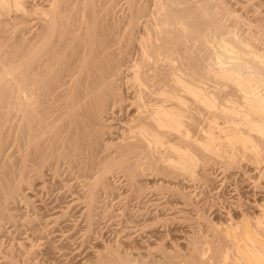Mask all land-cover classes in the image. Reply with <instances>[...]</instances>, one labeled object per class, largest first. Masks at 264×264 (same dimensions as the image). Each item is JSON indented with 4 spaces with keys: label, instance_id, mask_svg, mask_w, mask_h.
<instances>
[{
    "label": "rangeland",
    "instance_id": "rangeland-1",
    "mask_svg": "<svg viewBox=\"0 0 264 264\" xmlns=\"http://www.w3.org/2000/svg\"><path fill=\"white\" fill-rule=\"evenodd\" d=\"M39 1H41V0H22V7L18 8V11H17L16 7L11 6V5H10L11 7L7 6L6 8H4L5 10L0 9V10H2V11H0V78H2V80L0 79V96H3L4 94H2V93H5L4 96L7 97V98H5V97L1 98L0 97L1 98L0 99V107H1L0 112L2 114L8 115V113H10L8 110H10L9 106L12 102H9V101H12V99H13V94L11 91L12 85H13L12 75H11L12 74V67L15 65L20 66L21 68L19 71H23L24 69L27 68L26 63L29 59V54H30L28 52L30 50V49H28V48H30V46H29L30 41L29 40H30V38H33L34 41L38 40L40 38V36L43 34V31L46 32V31L51 30V29L46 30V27H47L46 23H44V25H42L43 24L42 22H44V21H42V19H41V16H43V15H41V13L44 11V9L46 10L47 8H50L49 6L52 7V5H53V7H55V10H57V11L65 9L64 11L59 12V13H61L59 15V16H61L59 19L60 21L56 20L57 22L55 23V28H54L55 30L54 31H56V29H58L62 23L65 24L66 22L67 23H71V22L74 23L75 28H76L75 32L78 34H81L84 31V29H86V26L88 27V29H91V30H93L94 27H95L94 28L95 30H99V29H101V27H107L108 26L109 27L108 29L110 31H107L109 35L108 36L105 35V38H107L108 40L110 39V41L113 40L112 46H113V48L115 47V49L118 48V44L120 42L122 44H119V46H120L119 48H121L122 46H127V47H125L126 48L125 50H124V47L122 49L126 53L129 52V54H131L130 56L132 58H135L136 56H138L137 55V53H138L137 52L138 41L140 39V34L144 28L143 23L147 24V23H150V21L153 22V19L155 20L154 17H156V16L158 17V19L156 18L155 23L153 22V23H151V25L148 24V26L150 25L149 27L146 25L148 29L150 27H153V28H150V30L151 29L153 30L152 32L148 31L149 36L150 37H156V36H158L159 28H158V31H155V30H157L158 26H161L160 21L163 18V17H159L162 15V14H160L161 12L162 13L166 12L171 7H172L171 9H174V8L176 9L177 7L180 9L181 6L183 7L184 3L189 4V5H194V4H197L198 6L201 5L200 7H203V8L198 9L199 11L201 9L202 10L200 11V14H201L200 18H199V20H197L198 23L195 26L196 29L194 27L191 28V26L184 25L183 23H181L180 21H177V20L172 21L173 24L171 23V25H172L171 29L182 30V33L184 32L183 35H185V36L183 37L184 38L183 39L184 40L183 45L184 44L185 45L184 46L182 45L183 46L182 47L183 48L182 53L185 54V59L187 58L186 62L189 60L187 62V66L189 67V71L187 70V77L189 76L188 78H189V80H191L190 84L195 85L199 92L202 91L201 93L212 96V98L214 97L213 99H215L214 103H216V107L214 106V108H209V107L207 108L204 105V103L200 101V99L198 97L194 96L191 93L189 95V97L187 98V101L185 104V107L188 106L187 112L185 114L187 115L186 116L187 123L190 124V137L187 138L186 140L183 137V140H181V142H180L179 138H177V137L175 138V136L177 135V134H175V136L173 135V139L170 142V144L176 145L175 147L179 148L178 152L172 151V153H171V155L174 156L176 159H178V158L183 159L184 155H185V158H187L188 156H193L196 158L195 159L196 163H194V166H193L194 171H192V172L181 170V168H178V167H176L174 169L175 166L171 167V166L166 165V164L164 165V163H162L160 160L157 161L158 158L164 156L163 155V152H164L163 149L154 150L153 148L145 147L146 146V144H145L144 145L145 150L143 149L144 148L143 146H142L143 148L140 147V149H139V147H137L135 149V151L133 150L135 154L133 152H127L126 151L129 143L134 141L133 138L131 137L133 135V133L130 132L129 130L133 126V123L137 124V121H135L136 123L132 121V119H131L132 116L130 114L132 113V111H134L133 113H135V111H136V113H138L139 110H132V109L131 110L130 109L125 110L124 108H122V106L124 104H126L125 101H123L122 105H120V103L118 104L119 106L117 104H115L113 108L107 107L106 110L102 111V118H101L100 122L96 123V125H95V129H96L95 130V134H96L95 138L97 139L96 140L97 144L94 140L95 134L92 131L91 136L94 139L92 140L91 136L88 138H91L90 142H91V145H93L94 147H92L91 145H88V144L83 146V148H82L83 154L82 155H83V160L85 161V162L83 161V164H85L86 161H88L87 162L88 163V165H87L88 169L87 170L90 171V172L88 171L87 174L86 173L83 174V172L81 170H79V168L77 169V167H74V166L73 167H67V164H65V165L58 167V169H60V170H58V169L56 170V172H58L59 174L54 173V171H55V170H53L54 167H51L49 172L47 171L48 173L45 171H41L45 175H43L40 172L41 167L36 166L35 168L36 169L39 168V172L41 174V176H39V174H38L39 172L36 173V171H37L36 169H34L33 167H30V165L27 166V164L18 160L16 158V156L12 157V155H17V153L13 154L16 152V150H13V149H16V148L9 147V153H7V151H5V152L9 156H11V158L14 160H11V158L9 156H8V159L6 158L7 156L5 157L6 159L4 160V164L7 165L5 162L9 161L10 164H9V166L8 165L7 166L9 168L11 167L9 170L7 167L6 171L8 173H5V174H7L6 177L8 179H10L9 175H10V177H14L15 175L18 176L21 174V177L25 181V183L22 181V184H24L23 185L24 189L22 191L23 194L20 193L19 194L20 197L19 196L16 197L15 198L16 200L13 199L11 201H7L8 203H5L7 206H5V205L4 206L9 209L8 212L13 211L12 212L13 216H16L17 218L14 217L13 219H10V218L9 219L13 220V221L16 219L14 222H16L17 225L20 226L21 228L26 227L27 224L29 225L30 219L32 220L30 222V224H32L33 221L35 220L34 217H36V218L41 217L43 214H45L44 212H42L38 208L37 204H39V203L47 204L48 202H50V200L56 201L55 198H57L56 203H58L59 205H62L61 203L63 201H66L69 198L68 195L70 194L71 189L74 191L78 190L79 192H81V194H85L84 192L88 191V186L85 187L86 185L84 184L85 181H83V179L84 180H90V181L98 180L99 182H101V183H99L100 188H98L96 190L95 195H94V203H95L94 206L95 207L93 206L94 215L92 216V218L90 220L91 222L79 223V225L83 224L84 226L81 227L78 225L79 229L80 228H82V229L78 230V232H77V234H79L78 237L76 236L77 235L76 234V235H74L75 237L73 238L76 242H78V244L80 246L79 253H77L76 255L75 254H73V255L68 254L69 250L72 246L70 241L64 240V239L57 240L55 237H53L51 235H48L49 237L46 235V240L48 241L47 244L49 245L48 250L37 248L38 245L33 246L30 249V256L34 259V261L36 263L41 262L42 264H116V262H117V264H222L223 260L225 258V254H227L229 256V257L227 256V258H226V260H228V261H231L230 259L234 258L233 256L235 255V248L232 247L233 241L230 238H228L223 233L222 229H220V228H224L226 226V224H232V225H234V223L236 224V221L238 222L240 220L239 219L240 217L241 218L242 217L247 218L248 220L251 221V223L254 226H257V228L255 227L256 228L255 230L257 231L256 238L259 240V242L261 244L264 243V226H262L261 224L258 223L259 219H261V218L264 219V217H262V216H264V215H262V213H264V212H262V210H264V140H261V138H257L255 136L252 139V143L254 145L253 147H251V146H250V148L249 147H247V148L241 147V150H240V147H238V144L235 146L229 147L231 152L228 151L230 153H228L226 155L227 157L226 156H220L219 157L218 155H215V154L213 155L211 153L204 151L201 147H197V145L199 143V138H201L204 135L203 134L204 130L206 131V129L212 128L215 131V133L218 135L220 128H222V127L224 128L225 126L229 127L231 125L232 126L236 125L235 123L238 122L239 116L235 113L236 109H233L234 108L233 105L238 106V102L241 99L240 95L242 97L243 88H245L244 90L249 91L250 93H256L257 91H262L260 88L264 89V84L260 85V88L257 87V85H259L260 83H264V65L260 64V66H257V68L262 72V75H260L261 76L260 79H262V81L256 80V79H258V77L250 78L246 74H243V75H245V77L248 80H246L245 78L243 79V76L240 78L239 75H237V76L235 75L237 77L236 78L234 75H230L226 71V67L230 66L231 60L224 59V57H221L223 55H221L219 52L220 47L222 45H224L225 42H226V45L229 47V45H231V44H229L228 41L230 43H233V41L238 42V39H240V40L242 39L243 41L248 40L246 42L252 44L255 47V49H258L257 51L261 52V50H262V52H264V39H262V38H264V30H260V28L264 29V25H262V24H264V10L259 8L257 11L254 8V7H256V6H254L255 3L258 4L259 0H251V1L250 0H238V1L237 0H219V1L218 0H207L206 1L207 3L205 2V0H201V1H203V3L201 1L196 3L195 0H189V1L188 0H180L181 2L179 0L178 1L177 0H171V1L168 0V2H171V3H168L167 0H161L162 3L160 0H158V1L157 0H148V1L147 0H140V1L139 0H136V1L135 0H129V1L128 0H62V1L61 0H48V1L42 0L41 2H39ZM50 1H52V2H50ZM68 1L71 3H69ZM73 1L74 2L76 1V2L74 3ZM213 1H215V3ZM143 2H144V5H143ZM178 2L181 5L178 4ZM245 2H247V3H245ZM248 2H250V3H248ZM199 3H200V5H199ZM237 3H239V4H237ZM218 4H220V5H218ZM221 4H222V6H221ZM133 5L134 6L136 5L135 6L136 10H133L134 12L131 11L132 8L134 7ZM245 5H247V6H245ZM145 6L148 8H145ZM150 6H152V7H150ZM8 8L10 9V11ZM141 8H142V11L137 10V9H141ZM150 8L152 9V12H151L152 15H151V13H149L151 11ZM70 9H72V10H70ZM122 9H123V11H122ZM205 9L207 10V12ZM129 10L131 11V13H134V14H135V11H138L139 16L136 20L130 18L129 15H132V14L130 13ZM254 10L257 11V13H255ZM157 11L160 13H158V15H155V13L157 14ZM142 13H143V15H141ZM164 14L165 13H163V15ZM125 15H126V17H124ZM145 17L149 18L148 19L149 22H147L148 20ZM15 18H18V19H15ZM11 19H12V21H11ZM86 19H88V21ZM138 19H140V21ZM143 19H145L146 21L145 20L142 21ZM25 20H26V22H25ZM31 20H32L33 24H31L32 23ZM134 20H135V22L138 20L139 24H138V21L133 24ZM255 20H257V21L259 20L261 23H259V21L258 22L255 21ZM86 21H87V23H86ZM36 22H37V24H35ZM141 22H143V23H141ZM255 24H257V25H255ZM27 26H28V28H27ZM31 26H33V27H31ZM80 26H83V27L80 28ZM133 26H134V28H133ZM200 26H202V27H200ZM42 27H43V29H42ZM31 28L33 31L31 30ZM161 28H162V26H161ZM256 28L258 30H260V32H258ZM29 29L31 30V32ZM191 29H192V31H191ZM91 30H89V31H91ZM251 30H253V31H251ZM254 30H255V32H254ZM154 33H157V35L155 34L156 35L155 36ZM248 34L249 35L251 34V35L249 36ZM256 36H258V37H256ZM243 37H245V38H243ZM82 38L83 37H79L78 40L82 39ZM249 38H250V40H249ZM251 38H253V39H251ZM227 39H228V41H227ZM28 41H29V44H28ZM116 41H120V42L117 43ZM127 41H128V43H127ZM124 44H126V45H124ZM52 46H53V43L50 42V46H48V48L52 47ZM48 48H47V50H48ZM70 49L71 48L66 49L67 52H68V50L70 51ZM147 62H148V66L149 65H156L157 66V64H154V63H157V61L155 62L153 59L149 58L147 60ZM223 62L225 63L224 64L225 66L223 65ZM158 63H159V61H158ZM166 63H168V62L164 61L163 64H162V62H160L161 66H165ZM160 64H158V65H160ZM175 64L177 65V62H175ZM21 65H23V66H21ZM227 76L230 78L227 79L228 78ZM231 77H233V78H231ZM241 79L243 80V82ZM254 79H255V82H254ZM255 83H257V85H255ZM69 84H71V83H69ZM69 84H67V86H64V85H66V84H64L63 85L64 88L62 86L59 89L57 88L56 93L54 94L55 98H56L55 106L58 104H61V102L64 101V98L68 94V92H66V91L71 88V86ZM244 85H246V86H244ZM237 86H238V88H237ZM120 87L122 89L124 88L122 83H121ZM255 88H257V89H255ZM65 92H66V94H65ZM8 94H12L10 96L11 100H10V97L8 96ZM227 94H229V96H230L229 97L230 98V100H229L230 104H228L224 100L226 98L225 96H227ZM178 100H181V99L179 98V99H175L172 101L173 102L176 101V103H177ZM190 100H192V101H190ZM6 101H8V103ZM198 102H200L202 104H200ZM224 102L227 104H225ZM5 103H7V104H5ZM53 103H54V100H53ZM178 103H179V101H178ZM188 103H190V104H188ZM1 104L5 105V106L3 107V105H1ZM117 107H119V108L121 107L122 109H119ZM3 109H5V111H3ZM224 109H225V111H227V113L225 111H222ZM230 111H232V112H230ZM230 113H231V115H230ZM141 114L142 115H140V117L142 118V116H144V114L143 113H141ZM235 116H237V117H235ZM112 117H114V119H112ZM116 119H118V120H116ZM129 119L131 120L130 122H129ZM233 120H236V121H233ZM128 122L130 123L129 125L127 124ZM131 122H133V123H131ZM119 123H120V125H119ZM208 123H209V126H208ZM121 124H124V125L127 124V125L122 126ZM117 125H119V126H117ZM128 126H129V128H128ZM123 127H125V128H123ZM236 127L239 129L241 127V129H244L242 127V125H236ZM113 128H114V130H113ZM125 135H127V136L129 135L128 136L129 140L127 139L128 137H126ZM85 138H87V137H85ZM88 138L86 139L87 141L89 140ZM120 139L124 143L119 144V142L120 143L122 142V141H120ZM125 139H127L129 141V143L127 140H126L127 142H125ZM174 139H178V140H175L178 143H176L174 141ZM255 139H257V140H255ZM93 141L95 142V144ZM92 142H93V144H92ZM181 143L183 145H181ZM257 143L259 145H257ZM122 145L123 146L125 145L124 146L125 148ZM87 146H89V147H87ZM117 146H120V147H117ZM95 147H96V150H95ZM194 147L198 148L199 150L195 149ZM84 148H86V149H84ZM148 148H149V150H148ZM116 149H118V150H116ZM12 150L14 151L13 153H11ZM157 150H158V152L160 150V152L158 154H157ZM137 151H140V153ZM120 152H123L126 155V162L131 166L130 169L123 168V166L118 165L120 163H118L117 160H115L116 157L118 156L116 153H120ZM175 152H176V155H179V152H180V155L182 157L176 156ZM232 152H234L233 156H232ZM128 153H131V154L133 153V154L130 155ZM148 153H149V155H148ZM114 154H116V155H114ZM129 155H130V157L128 158ZM142 155L144 156L143 159H141L143 157ZM140 156H141V158L138 159ZM165 156H167V154H165ZM147 157H148V159H147ZM129 159H132V160H130V162H129ZM99 160H101V161H99ZM151 160H153V161H151ZM133 161H135L134 162L135 164H133ZM142 161H143V163H142ZM150 161H151V163H150ZM145 162H147V163H145ZM152 163H153V165H152ZM157 163H158V165H157ZM18 164H21V165H18ZM146 164H148V165L150 164V165L148 166ZM23 165H25V166L22 167ZM110 165H112V166H110ZM155 165H156V167H155ZM2 166H4V165H2ZM15 166H18V167L16 168ZM65 166L67 167V170H66ZM89 166H91V167H89ZM138 166H140V167H138ZM20 167H21V169H19ZM107 168H108V170H107ZM132 169H133V171H132ZM78 170L81 172H79ZM104 170H105V172H104ZM22 171H24V172H22ZM31 171H32V173H31ZM181 171H185V172L183 173ZM16 172H18V173H16ZM91 172H92V174L93 173L94 174L92 175ZM104 173H105V175H104ZM47 174H49L51 177L49 175L47 176ZM53 174L56 176H54ZM73 175H75V176H73ZM130 175H131V177H130ZM17 176H15V177H17ZM35 176H37V177H35ZM30 177H32V178H30ZM67 177L72 178V180L74 179L73 181L71 180L72 183L74 182L73 183L74 185L72 184V186H70L71 188L68 187L67 185H64L65 184L64 181H66L65 179ZM104 177L106 178V180ZM27 178H28V180H27ZM89 178H91V179H89ZM98 178L99 179L102 178V179L99 180ZM126 178H128V180ZM15 179L16 178H14V179L12 178L9 181L14 182ZM39 180H40V182H39ZM133 180H134V183H133ZM31 181H32V183H31ZM82 181H83V183H82ZM243 182L247 183L248 185H251L250 189H253V188L258 189L259 188L258 190L260 191V195L254 197L255 198L254 201L251 199H249V200H246V198L244 199V197L242 195V191L239 190L242 187ZM102 183H103V185L101 187ZM42 184H43V186H42ZM46 184H47V186H46ZM130 184H132V185H130ZM86 189H87V191H86ZM183 189H185V190L183 191ZM25 190H27V191H25ZM37 190H38V192H37ZM180 190H182V191H180ZM234 192H236L239 195H242L240 197V199L236 202L237 204L236 203L233 204L232 202H230V201H232L231 196L234 195L233 194ZM39 193H40V195H39ZM41 194H42V196H41ZM96 194H97V196H96ZM23 195H24V197H23ZM155 195H156V197H158L160 199V200H158L159 202L157 200H156L157 202L154 200ZM180 196L182 197V199ZM183 196H185V197H183ZM22 198H24V199H22ZM184 198H186L188 201ZM178 199L181 200L183 203H186L185 204L186 207L183 210L187 211L186 212L187 215L185 214V212H184V214H182L184 217L186 216L185 218L182 215H180L179 213H176L173 218L169 217L170 216L169 214L171 211H174V209L177 210V208L175 207V204H173V202L178 201ZM33 201L37 204H35ZM170 203H172V204L170 205ZM47 205H49V204H47ZM161 205H163L164 207H162ZM157 206L160 208H158ZM172 206L174 209H172ZM15 208H17V210ZM10 210H12V211H10ZM70 213H67L65 215V217L62 218V220L65 218L68 219L70 217ZM34 214H36V215L34 216ZM32 215H33V217H32ZM19 216H20V220H18ZM22 217H23V219H22ZM27 218L29 220H27ZM110 219H112V220H110ZM2 220H4L5 222L0 221V223H2V224H0V226H1L0 228H2L1 229L2 233L0 232V236H2L0 238V244L2 242V245H4L5 247L2 249L3 246L0 245V251H2L1 258L5 261H8L6 259H9V262H10V260H12V262H10V264H22V261L20 260L21 258L16 257L17 255L15 254V252H16L15 243L16 242L22 243L21 237L23 235V230L20 229L21 231H15L14 232L15 229H12V227H10V224L13 223V221L9 222L8 219H2ZM227 221H228V223H226ZM84 223H86V224H84ZM4 224L6 225V227L4 226ZM22 225L24 227H22ZM97 225H98V227H97ZM131 226H133V227H131ZM181 227H182L183 232H184V233L182 232V234L184 235V241H179L182 235L180 236L179 233L173 232L174 228L175 229L177 228L176 230H179V228L181 229ZM8 228H10V229H8ZM88 228H89V230H88ZM4 229H5V231L8 230L9 233L5 232L6 233V235H5V233L3 232ZM132 229H134V231H132ZM81 230H83L84 233L85 232L86 233L84 234L83 231H81ZM120 230H123V231L125 230L124 232L127 233V237H129V236H131V237L127 238L128 240L123 241L121 239L122 235L120 236V232H121V234L124 232H122ZM152 230L157 231L158 233L156 234V236L150 237L148 234L151 233ZM167 230H169L170 232ZM15 233H18V234H15ZM185 233H186V235H185ZM82 234H83V237H82ZM147 236H149V237H147ZM3 239H5V240H3ZM262 245H264V244H262ZM123 246H124V248H123ZM127 249L131 250V253H130V251H129V253H127L128 252ZM233 249H234V251H233ZM43 251L44 252L46 251L45 253L53 256V258H51L53 260V262L49 261V260L45 261V260L41 259V254ZM203 251H205V254ZM8 254L9 255L12 254L13 256H10L8 258ZM107 254H109L110 256L108 255L109 256L108 257ZM2 255H4V256H2ZM56 255H57V257H56ZM99 255H101V256H99Z\"/></svg>",
    "mask_w": 264,
    "mask_h": 264
},
{
    "label": "bare ground",
    "instance_id": "bare-ground-1",
    "mask_svg": "<svg viewBox=\"0 0 264 264\" xmlns=\"http://www.w3.org/2000/svg\"><path fill=\"white\" fill-rule=\"evenodd\" d=\"M41 1H39V2H41ZM200 1L201 0H195L196 3L200 2ZM206 1L207 0H205V2ZM50 2H52V1H50ZM167 2H168V0H167ZM201 2L203 3V1H201ZM213 2L215 3V1H213ZM69 3H71V2H69ZM161 3H162V1H161ZM168 3H171V2H168ZM239 3H237V4H239ZM245 3H247V2H245ZM248 3H250V2H248ZM178 4H180V3L178 2ZM10 5L16 7V9L18 11V8L22 7V0H0V7H1L0 9L5 10L4 8H6L7 6H10ZM143 5H144V2H143ZM199 5H200V3H199ZM218 5H220V4H218ZM135 6L132 8V10H131L132 12H134L133 10H136ZM152 6H150V7H152ZM200 6H198L197 4L189 5V4L184 3L183 7L181 6L180 9L178 7L176 9L174 7H173L174 9H171L172 8L171 7L166 12H163V13H165L164 15L162 12L161 13L158 12L159 11L158 10L157 14L155 13V15H158V13H160L163 16L161 15L159 17H163V18L160 21L161 22L160 25L162 26V28H161V26H158L157 30H155V31H158V28H159L158 36H156L157 33H154V35L156 34L155 35L156 37H150L149 36L148 31L152 32L153 30L152 29L150 30V28H153V27H150L148 29L147 26H148V24L151 25V23H153V22L155 23L156 18L158 19V17L157 16L154 17L155 20L153 19V22L150 21V23H147V22H149V20H148L149 18L145 17L148 21L146 22L147 24L141 22V23H143L144 28L140 34V39L138 41V48H137L138 53L136 52L138 56H136L135 58H132L130 56L131 54H129V52L126 53L124 51L126 49L125 47H127V46H122L121 48H119L120 47L119 44H122L120 41H116L117 43L120 42L118 44V48H116V49H115V47L113 48V46H112L113 40L110 41V39L108 40L107 38H105V35L106 36L109 35L107 32V31H110L108 29L109 28L108 26L107 27H101V29H99V30H95L94 29L95 27H94L93 30H91V29H88V27L85 25L86 29L83 28L84 31L81 34H78L75 32L76 28H75L74 23H72V22L67 23L66 22L65 24L60 23L61 24L60 27L58 29H56V31H54L55 30L54 29L55 23L57 22L56 20H59L61 17V16H59L61 14L59 12L64 11L65 9L57 11V10H55V7H53V5H52V7L49 6L50 8H47L46 10L44 9L43 12L41 11L42 13L40 12L41 15H43V16H41V19H42V21H44V22H42L43 23L42 25H44V23H46L47 24L46 30H48V29H51V30L46 31V32L43 31V34L40 36V38L38 40L34 41L33 38H30V40L28 39L30 41V45H29L30 48H28V49H30L28 51L30 54H29V59L26 63L27 68L24 69L23 71H19L21 68L20 66L15 65L12 67V74L11 75H12L13 85H12L11 91L13 94V99H12V101H9V102H12L9 106L10 110H8L10 113H8V115L7 114L5 115V114H2L0 112V217L2 219H8V221L10 222V221H13L10 219H13L14 217H16V216H13L12 210H10L12 212H8L9 209L5 207V206H7L5 203H8L7 201H11V200L15 199L16 197H18L19 194L22 193V191L24 189V187H23L24 184H22V181L25 183V181L21 177V174L18 176L14 174L17 177H15V176L10 177V175H9L10 179L16 178L14 180V182L9 181L10 179H8L6 177L7 174H5V173H8L6 171V169L10 163H9V161L5 162L8 165L7 166L4 164V160L6 158L8 159L9 155L7 153H9V147L16 148V149H13V150H16V152L13 153L14 151L12 150L11 153H13V154L17 153V155H12V157L16 156V158L18 160L27 164V166L30 165V167H33L34 169H36L35 168L36 166H40L41 167L40 172L41 171H45V172L48 171L49 172L51 167H54V169H53V170H55L54 173L59 174L58 172H56L58 167L67 164V167H73V166L77 167V169L79 168V170H81L83 172V174H85V173L87 174V172L89 171V170H87L88 169V166H87L88 161H86L87 164L86 163L83 164L84 160H83V155H82L83 154L82 148L86 144L91 145V142H90L91 138H88V137L91 136L92 131L95 134V130H96L95 125H96V123L100 122V120L102 118V111L106 110L107 107L113 108L115 104L118 105L120 103V105H122L123 101L126 102V104H124L122 106V108H124L125 110H127V109L128 110L129 109L130 110L131 109L132 110H139L138 113H136V111H135V113H133L134 111H132V113L130 114L132 116L131 117L132 121L133 122L137 121V124H134L133 122H131V123H133V126L129 130L130 132L133 133V135L130 133L132 135L131 137L133 138L134 141L135 140L136 141L135 142L132 141L131 143H129V141H128L129 135L128 136L125 135L126 137H128L127 138L128 140L125 139V142L128 141V143H129V145L126 149L127 152H133L134 153V151L137 147H139V149H140V147L143 148L144 145L146 144L145 147L153 148L154 150H156V149H160V150L163 149L164 150V152H163L164 156L157 159V161L160 160L162 163H164V165L166 164V165H169L171 167L175 166L174 169L176 167H178V168H181V170H185L188 172L194 171L193 166H194V163H196L195 162L196 158L193 156H188L187 158H185V155H184L183 159H181V158L176 159L174 156L171 155V153H172V151L178 152L179 148H176L175 147L176 145H172V144H170V142L172 141L173 135L175 136V134H177L175 136V138L176 137L179 138L180 142H181V140H183V137L185 140L190 137V124L187 123V119H186L187 115L185 114L187 112L188 106L185 107V104H186L187 98L189 97V95L191 93L194 96L198 97L200 99V101L203 102L207 108L208 107L214 108V106L216 107V103H214V100H215V99H213L214 97L212 98V96H209L207 94H203V93H201L202 91L199 92L195 85L190 84L191 80H189V78H188L189 76L187 77V70L189 71V67L187 66V62L189 60L186 62L187 58L185 59V54L182 53L183 52L182 47L185 45V44L183 45V41H184L183 37L185 35H183L184 32L182 33V30L171 29V27H172L171 23H172V21L177 20V21H180L181 23H183L184 25L191 26V28L192 27L195 28V26L198 23L197 20H199L200 15H201L200 11L202 10L201 9L199 11L198 9L203 8ZM221 6H222V4H221ZM245 6H247V5H245ZM254 6H256L254 8L257 11L259 8L264 10V0H262V1L259 0V3L258 4L255 3ZM145 8H148V7L145 6ZM72 9H70V10H72ZM2 10H0V11H2ZM137 10L142 11V8L137 9ZM9 11H10V9H9ZM122 11H123V9H122ZM131 11H130V13H131ZM138 11H135V14L131 13L132 15H129L130 18L136 20L139 16ZM257 11H255V13H257ZM151 12H152V9L149 13H151ZM206 12H207V10H206ZM141 15H143V13ZM151 15H152V13H151ZM124 17H126V15ZM15 19H18V18H15ZM86 20L88 21V19H86ZM135 20H134V22L132 21L133 24L136 23L138 20L140 21V19H138L136 22H135ZM144 20L145 19H143L142 21H144ZM11 21H12V19H11ZM87 21H86V23H87ZM139 21H138V24H139ZM255 21H257V20H255ZM25 22H26V20H25ZM31 22H32V20H31ZM259 23H261V22L259 21ZM31 24H33V22ZM35 24H37V22ZM255 25H257V24H255ZM262 25H264V24H262ZM31 27H33V26H31ZM82 27L83 26H80V28H82ZM200 27H202V26H200ZM27 28H28V26H27ZM133 28H134V26H133ZM42 29H43V27H42ZM31 30H32V28H31ZM31 30H30V32H31ZM89 30H91V31H89ZM260 30H264V29L260 28ZM260 30L257 29L258 32H260ZM191 31H192V29H191ZM251 31H253V30H251ZM254 32H255V30H254ZM79 37H83V38L78 40ZM256 37H258V36H256ZM243 38H245V37H243ZM251 39H253V38H251ZM262 39H264V38H262ZM239 40L240 39H238V42L233 41V43H230L227 39L228 43L231 45H229V47H228L226 45V42H225V44L220 47L219 52L221 55H223L221 57H224V59L231 60L230 66L226 67V71L230 75H234V76L239 75L240 78L243 76V79L245 78L246 80H248V79L243 74L248 75L250 78L258 77V79H256V80L262 81V79H260V77H261L260 75H262V72L257 68V66H260V64L264 65V52H262V50H261V52L257 51L258 49H255V47L252 44L246 42L248 40H246V41H243L242 39L240 41ZM249 40H250V38H249ZM29 41H28V44H29ZM50 42L53 43V46L48 48V46H50ZM127 43H128V41H127ZM124 45H126V44H124ZM123 47H124V50L122 49ZM47 48H48V50H47ZM68 48H71V49H70V51L68 50V52H67L66 49H68ZM149 58L153 59L155 62L157 61V63H154V64H157V66L156 65H149L148 66L149 61L147 62V60ZM158 61H159V63H158ZM164 61L168 62V63H166L165 66H161L160 62H162V64H163ZM175 62H177V65L175 64ZM158 64H160V65H158ZM224 64L225 63L223 62V65ZM21 66H23V65H21ZM229 78L230 77H228L227 79H229ZM231 78H233V77H231ZM0 79L2 80V78H0ZM242 82H243V80H242ZM254 82H255V79H254ZM69 83H71V84H69ZM121 83L123 84V87H124L123 89L120 87ZM64 84H66V85H64ZM67 84H69L71 86V88L66 91V92H68L67 96L64 98V101L61 102V104H58L55 106L56 98H55L54 94L56 93L57 88L59 89V88H61V86L63 87V85L67 86ZM262 84H264V83H260L259 85H257V83H255V85H257V87H259V88H260V85H262ZM244 86H246V85H244ZM237 88H238V86H237ZM244 89L245 88H243V91H242V97L240 95L241 99L238 102V106L233 105V107H234L233 109H236L235 113L239 116V118H238L239 120L235 124L236 125H242V127L244 129H241V127L239 129L236 127V125L232 126L230 124L231 126H229V127L225 126L224 128L223 127L220 128L219 134L217 135L212 128H208V129H206V131L205 130L203 131L204 135L201 138H199V143H198L197 147H201L204 151L211 153L213 155L214 154L218 155L220 157V156H226L228 153H230L231 151H230L229 147L235 146L237 144H238V147H240V150H241V147H243V148H247V147L250 148V146L253 147L254 145L252 143V139L255 136L257 138H261V140H264V89L260 88L262 91H257L256 93H250L249 91H246ZM255 89H257V88H255ZM66 92H65V94H66ZM2 94L5 95V93H2ZM12 94H8V96L10 97ZM4 95L0 96V97L3 98V97H5ZM227 96H225L226 98L224 100H225V102L230 104L229 94H227ZM5 98H7V97H5ZM179 98L181 99V100H178L179 103H178V101H177V103H176V101H174L175 103L172 101V100L179 99ZM10 100H11V97H10ZM53 100H54V103H53ZM190 101H192V100H190ZM6 102L8 103V101H6ZM7 103H5V104H7ZM198 103H200V102H198ZM227 103H225V104H227ZM188 104H190V103H188ZM200 104H202V103H200ZM1 105H3V104H1ZM4 106L5 105H3V107ZM117 108H119V107H117ZM122 108L120 107L119 109H122ZM3 111H5V109H3ZM222 111H225V109ZM225 112L227 113V111H225ZM230 112H232V111H230ZM141 113L144 114V116H142V118L140 117V115H142ZM230 115H231V113H230ZM235 117H237V116H235ZM112 119H114V117H112ZM116 120H118V119H116ZM130 121L131 120L129 119V122ZM233 121H236V120H233ZM129 122L127 123L128 125L130 124ZM127 124H125V125L121 124V125L126 126ZM119 125H120V123H119ZM119 125H117V126H119ZM208 126H209V123H208ZM123 128H125V127H123ZM128 128H129V126H128ZM113 130H114V128H113ZM85 137H87L89 140L87 141L86 140L87 138H85ZM95 137H96V134H95L94 138ZM94 138L92 137V140ZM94 140L97 144V141H96L97 139L95 138ZM175 140H178V139H174V141ZM255 140H257V139H255ZM120 141H122V140L120 139ZM93 142H92V144H93ZM95 142H94V144H95ZM122 143H124V142L123 141L121 143L119 142V144H122ZM176 143H178V142H176ZM181 145H183V144L181 143ZM257 145H259V144L257 143ZM91 146L94 147L93 145H91ZM87 147H89V146H87ZM117 147H120V146H117ZM145 147L143 148L144 150H145ZM86 148H84V149H86ZM149 148H148V150H149ZM195 149L199 150L198 148H195ZM95 150H96V147H95ZM116 150H118V149H116ZM160 150H159V152H160ZM5 151H7V153ZM140 151H137V152L140 153ZM228 151H230V152H228ZM159 152L157 150V154ZM176 152H175V155H176ZM180 152H179V155H176V156H181ZM116 154L118 156L116 157L115 160H117V162L120 163L118 165H122L123 168H125V169H130L131 166L126 162V155L123 152L116 153ZM116 154H114V155H116ZM128 154L132 155L131 153H128ZM165 154H167V156H165ZM233 154H234V152H232V156H233ZM130 155L128 156V158L130 157ZM148 155H149V153H148ZM9 157L11 158V156H9ZM140 158H141V156L138 159H140ZM143 158H144V156L141 159H143ZM132 159H129V162ZM147 159H148V157H147ZM11 160H14V159L11 158ZM153 160H151V161H153ZM99 161H101V160H99ZM135 161H133V164H135L134 163ZM151 161H150V163H151ZM142 163H143V161H142ZM145 163H147V162H145ZM2 165H4V166H2ZM18 165H21V164H18ZM146 165H148V164H146ZM152 165H153V163H152ZM157 165H158V163H157ZM24 166L25 165H23L22 167H24ZM110 166H112V165H110ZM15 167L17 168L18 166H15ZM67 167L65 166L66 170H67ZM89 167H91V166H89ZM138 167H140V166H138ZM155 167H156V165H155ZM10 168L8 167V170ZM19 169H21V167ZM133 169H132V171H133ZM36 170H37L36 173L39 172V168ZM58 170H60V169H58ZM107 170H108V168H107ZM81 171H79V172H81ZM185 171H181V172L184 173ZM18 172H16V173H18ZM22 172H24V171H22ZM40 172L38 173L39 176H41ZM104 172H105V170H104ZM31 173H32V171H31ZM49 174H47V176ZM91 174H92V172H91ZM43 175H45V174H43ZM104 175H105V173H104ZM54 176H56V175H54ZM73 176H75V175H73ZM35 177H37V176H35ZM130 177H131V175H130ZM30 178H32V177H30ZM89 179H91V178H89ZM101 179H99V180H101ZM126 179L128 180V178H126ZM27 180H28V178H27ZM65 180L66 181H64V183H65L64 185H67L68 187L72 186V184L74 183V182L73 183L71 182L72 178H70V177L69 178L67 177ZM105 180H106V178H105ZM83 181H85V183H84L86 185L85 187L88 186V191L86 189L87 192H84L85 194H81V192H79L78 190L74 191L71 189V192L69 191L70 194L68 195L69 198L67 200L65 199L66 201H63L64 203L63 202L61 203L62 205H59L58 203H56L57 198H55L56 201L50 200V202L47 203L49 205L41 204V203L37 204L33 201L35 204L38 205V208L42 212H44L45 214H43V215L41 214L42 215L41 217H37V218L34 217L35 220L33 219L34 221L32 224H30V222L32 220L28 217L30 219L29 220L27 218V220L30 221L29 225L27 224L26 227H24L22 225V227H24V228H21L20 226L17 225L16 222H14L16 219L13 221V223L10 224V227H12V229H15L14 232L23 230V235L21 237L22 243L21 242L15 243V245H16L15 254L17 255L16 257L21 258L20 260L22 261V264H42L41 262L36 263L34 261V259L30 256V249H31V247L38 245L37 248L48 250L49 245L47 244L48 241L46 240V235L47 236L51 235V236L55 237L57 240L64 239V240L70 241L72 246H71L68 254H70V255L75 254L76 255L77 253H79L80 246H79L78 242H76L73 238L75 237L74 235L77 234L78 230L82 229V228L79 229V227H78L79 223L91 222L90 220H91L92 216L94 215V212H93V206L95 204L94 203V195H95L96 190L98 188H100L99 183H101L98 180L90 181V180H84L83 179ZM83 181H82V183H83ZM39 182H40V180H39ZM31 183H32V181H31ZM133 183H134V180H133ZM102 185H103V183L101 184V187H102ZM130 185H132V184H130ZM42 186H43V184H42ZM46 186H47V184H46ZM250 186L251 185H248L247 183L243 182L242 187L239 190L242 191V195H243L244 199L246 198V200L251 199L254 201L255 200L254 197L259 196L260 191L258 190L259 188L258 189L257 188L250 189ZM184 190L185 189H183V191ZM25 191H27V190H25ZM180 191H182V190H180ZM37 192H38V190H37ZM233 194L234 195L231 196L232 201H230V202L235 204L240 199V197L242 195H239L236 192H234ZM24 195H23V197H24ZM39 195H40V193H39ZM41 196H42V194H41ZM96 196H97V194H96ZM183 197H185V196H183ZM22 199H24V198H22ZM181 199H182V197H181ZM184 199H186V198H184ZM154 200L158 201L160 199L158 197H156V195H155ZM171 204L172 203H170V205ZM173 204H175V207L177 208V210H175L173 208V206H174L173 205L172 209H174V211L170 212L169 217L173 218L176 213H179L180 215H182L185 212V214H186L187 211L183 210L186 207V205H185L186 203H183L181 200L178 199V201L173 202ZM163 205H161V206L164 207ZM158 208H160V207H158ZM15 209L17 210V208H15ZM262 212H264V210H262ZM67 213H70V217L68 219L65 218L62 220V218L65 217V215ZM35 215L36 214H34V216ZM262 215H264V213H262ZM32 217H33V215H32ZM262 217H264V216H262ZM1 218H0V221L3 222L4 220H2ZM22 219H23V217H22ZM239 219L240 220L238 222L236 221V224L234 223V225L226 224V226L224 228H220V229H222L223 233L233 241L232 247L235 248V255L233 256L234 258H231L230 259L231 261H228V260H226L228 255L225 254V258L223 257L224 260H223L222 264H264V245H262L264 243L261 244L259 242V240L256 238L257 231L255 229L257 228V226H254L251 223V221L245 217L244 218L240 217ZM18 220H20V216H19ZM110 220H112V219H110ZM86 223H84V224H86ZM226 223H228V221ZM258 223L261 224L262 226H264V219H262V218L259 219ZM0 224H2V223H0ZM4 226L6 227L5 224H4ZM79 226L82 227L84 225L81 224ZM97 227H98V225H97ZM131 227H133V226H131ZM1 229L2 228H0V232H1ZM8 229H10V228H8ZM176 229L174 228L173 232L179 233L180 236L182 235L179 241H184V235L182 234V232H183L182 227H181L182 230L180 228H179V230H176ZM88 230H89V228H88ZM81 231H83V230H81ZM120 231L124 232L125 230L124 231L120 230ZM132 231H134V229H132ZM167 231H169V230H167ZM3 232L9 233L8 230L5 231V229ZM83 233H84V231H83ZM124 233L121 234V232H120V236L122 235L121 239L123 241H126V240H128L127 238H129L131 236L127 237V233H125V234ZM157 233H158L157 231L152 230L151 233H149L148 235L150 237L156 236ZM15 234H18V233H15ZM5 235H6V233H5ZM78 235L79 234H77L76 236L78 237ZM185 235H186V233H185ZM149 236H147V237H149ZM1 237L2 236H0V238ZM82 237H83V234H82ZM3 240H5V239H3ZM0 245L3 246L2 249L5 247L4 245H2V242ZM123 248H124V246H123ZM127 251H128L127 253H129V251L131 253V250L127 249ZM233 251H234V249H233ZM45 252L44 251L42 252L41 259L45 260V261L49 260V261L53 262V260L51 259V258H53V256L48 255ZM203 252L205 254V251H203ZM1 254H2V251H0V264H10V262H12V260H10V262H9V259H6L8 261L3 260L1 258ZM101 255H99V256H101ZM108 255L109 254H107V256ZM2 256H4V255H2ZM10 256H13V255L8 254V258ZM56 257H57V255H56ZM116 264H117V262H116Z\"/></svg>",
    "mask_w": 264,
    "mask_h": 264
}]
</instances>
